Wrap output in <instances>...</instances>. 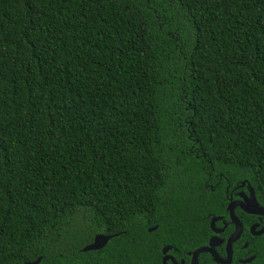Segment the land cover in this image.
<instances>
[{
	"label": "trees",
	"instance_id": "trees-1",
	"mask_svg": "<svg viewBox=\"0 0 264 264\" xmlns=\"http://www.w3.org/2000/svg\"><path fill=\"white\" fill-rule=\"evenodd\" d=\"M209 176L215 215L264 192V0H0V264H68L75 226L183 245Z\"/></svg>",
	"mask_w": 264,
	"mask_h": 264
},
{
	"label": "flooded vegetation",
	"instance_id": "flooded-vegetation-1",
	"mask_svg": "<svg viewBox=\"0 0 264 264\" xmlns=\"http://www.w3.org/2000/svg\"><path fill=\"white\" fill-rule=\"evenodd\" d=\"M204 189L212 194L207 201L198 200V214L189 221V228L193 229L187 230L186 219H179L180 226L186 228L183 245L175 240L174 229L164 232L172 244L162 241V234L157 233L156 224H141L139 229L136 224L128 231L120 230L115 234L108 233V230L88 233L85 226H75L77 230L71 236L66 255L68 264H108L114 260L121 264H222L214 258V252L220 261H228L230 242L231 256L227 264H264V192L257 196L245 179L228 184L225 189V212L215 215L214 177H208ZM80 230L87 235L80 234ZM79 235L86 240L82 247L76 249L75 238H79ZM116 236L122 237L114 243L117 256L112 257L109 253L113 251L106 248ZM97 237L101 241L106 238L102 241L103 245L95 250L84 251ZM200 249L206 250L198 252ZM58 250L56 247L55 252Z\"/></svg>",
	"mask_w": 264,
	"mask_h": 264
},
{
	"label": "water",
	"instance_id": "water-1",
	"mask_svg": "<svg viewBox=\"0 0 264 264\" xmlns=\"http://www.w3.org/2000/svg\"><path fill=\"white\" fill-rule=\"evenodd\" d=\"M102 238H103V237H102ZM104 239H106V238H103L102 241H103ZM102 241H101V238H98V237H97L96 240L94 241V243H93L92 245L86 247V248L84 249V251L95 250V249L100 248V247L103 245V244H102ZM230 243H231V242H230ZM230 243H229V245H228V261H225V262L220 261L219 258H218V255L214 252V258H215L219 263L227 264V263L229 262V259H230V256H231V255L229 254V246H230ZM204 250H206V249H200L198 252H200V251H204ZM39 261H40V260L38 259V260H36V262L31 263V264H38Z\"/></svg>",
	"mask_w": 264,
	"mask_h": 264
}]
</instances>
